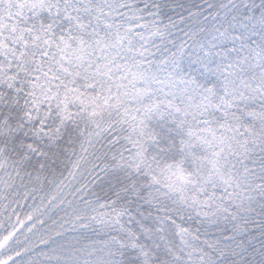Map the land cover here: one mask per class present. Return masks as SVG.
<instances>
[{
	"label": "snow or ice",
	"instance_id": "snow-or-ice-1",
	"mask_svg": "<svg viewBox=\"0 0 264 264\" xmlns=\"http://www.w3.org/2000/svg\"><path fill=\"white\" fill-rule=\"evenodd\" d=\"M0 264H264V0H0Z\"/></svg>",
	"mask_w": 264,
	"mask_h": 264
}]
</instances>
